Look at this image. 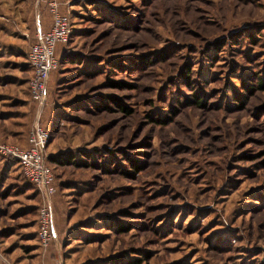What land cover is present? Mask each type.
<instances>
[{"label": "rangeland", "instance_id": "rangeland-1", "mask_svg": "<svg viewBox=\"0 0 264 264\" xmlns=\"http://www.w3.org/2000/svg\"><path fill=\"white\" fill-rule=\"evenodd\" d=\"M10 1L23 83L51 0ZM58 1L73 35L47 102L38 116L18 100L19 135L38 118L52 132L58 239L41 248L39 190L2 171L0 264H264V90L245 87L264 68V0Z\"/></svg>", "mask_w": 264, "mask_h": 264}, {"label": "built area", "instance_id": "built-area-1", "mask_svg": "<svg viewBox=\"0 0 264 264\" xmlns=\"http://www.w3.org/2000/svg\"><path fill=\"white\" fill-rule=\"evenodd\" d=\"M49 11L51 28L45 30L41 25L38 26L35 42L28 54L33 70L29 88L32 100L39 106L38 116L41 115L48 99L51 74L60 66L57 47L60 44H68L72 34L69 15L62 10L58 0L49 2ZM50 138V132L38 118L29 131V148L10 142L0 143V155L17 160L24 177L40 192L38 238L44 251H47L49 246L58 239L53 209L57 179L54 169L46 159V148ZM43 264L56 263L45 261Z\"/></svg>", "mask_w": 264, "mask_h": 264}, {"label": "crops", "instance_id": "crops-1", "mask_svg": "<svg viewBox=\"0 0 264 264\" xmlns=\"http://www.w3.org/2000/svg\"><path fill=\"white\" fill-rule=\"evenodd\" d=\"M10 3V0H4V5H0L1 18H3V15L1 14L8 13V11H10L9 9L13 10L12 6H10ZM40 25L43 29L49 30L51 28L52 22H48L43 19V23L41 21ZM0 27H2L0 28V143L10 142L15 143L23 148H29L28 135L30 130H28V132L24 131V134L19 135L20 126H18V100L22 102H28L30 101V99L32 100L29 85L25 86V84L27 85V82L25 81L28 80L29 83L33 75V70L28 60V54L33 44L31 45L27 56H25L26 62L24 63L27 67L25 70H29L30 75L28 77H24V79L20 77L22 81L25 80L23 83H20L18 82V38L15 40H7L8 37L12 36L7 35L6 23L1 19ZM66 49L67 44L58 45L57 53L60 58L65 53ZM53 75L54 73L51 74V77ZM5 79H9V81ZM25 107L27 108L26 104L22 106V108ZM53 156L54 154L50 153V151L48 153L46 152L47 159ZM8 158L9 157H7L6 159H4L3 157L1 158L0 155V173L2 171L11 173L13 171L12 168L17 166L18 176L21 175L22 170L20 163L13 158ZM7 180L8 179L6 178L5 181L2 182V184L0 182V185H6L4 186V188L0 189V197H4L3 193L7 188ZM22 180L23 177L19 176L18 183ZM25 183H28L30 185L29 181L23 180V184Z\"/></svg>", "mask_w": 264, "mask_h": 264}, {"label": "trees", "instance_id": "trees-1", "mask_svg": "<svg viewBox=\"0 0 264 264\" xmlns=\"http://www.w3.org/2000/svg\"><path fill=\"white\" fill-rule=\"evenodd\" d=\"M69 18H70V24H71V26L73 25V20H72V16L71 15H69ZM72 35H73V33L71 34V37H72ZM253 39V38H252ZM35 42V41H34ZM33 42V43H34ZM63 60V59H62ZM75 60L76 59H71V61L72 62H75ZM143 62V61H142ZM60 63H61V59H60ZM186 68V67H185ZM186 70L188 71L187 73H191V68L190 67H188L187 66V68H186ZM183 77H184V79H186L187 81H188V75L185 73V71L183 70V75H182ZM252 79L254 78V81H256V83L254 84V85H251V86H249V85H245V87H246V90H247V92H249V93H252V92H254L255 90H264V68L263 69H261V70H259V71H257L256 73H254V74H251V75H249ZM112 84H113V87L115 88V89H118V90H124V89H134L135 88V86H133V84L132 83H130V82H127V81H122V80H120V81H113L112 82ZM184 95V94H183ZM235 96V95H234ZM184 98H186V102H187V104H192V103H194V104H196V106H206V104H205V102L203 101V100H201V98L199 97V96H195V99H193V100H191L190 98H188L186 95H184L183 96ZM242 96L240 95V97L239 96H235V98H236V100H239V101H241V98ZM110 98H112V100H113V102L119 107V109L120 110H122V111H124L125 113H128V114H132V112H133V110H132V108L131 107H129L128 105H126V104H124V103H122L117 97H110ZM180 98H181V96L179 97V96H176V101H179L180 100ZM99 106H101V107H107L108 108V105H98L97 107H99ZM168 116L169 115H167L166 117H162V118H156V119H153V121L152 122H154V123H159V124H164V123H166V122H168L167 121V118H168ZM49 132H50V136H51V138H50V141H51V139H52V132H51V129H49L48 127H46V126H44ZM61 163L63 162V163H65V162H72V163H75L76 165H80V166H82V164L83 163H85L84 161H82L81 160V158H73L72 160H71V158H67V159H65L64 161L63 160H61L60 161ZM47 163L49 164V165H52V161H51V158H49V160L47 159ZM130 165H132V167L136 170V171H139L140 169H141V165L137 162V161H135V159H132V158H130ZM23 174V173H22ZM55 175H56V173H55ZM24 176V175H23ZM56 179H57V175H56ZM30 184H32L31 182H29ZM33 185V184H32ZM34 186V185H33ZM40 206V205H39ZM38 211H39V208H38ZM125 229H126V227H124ZM120 230H122V231H124L125 229H123V227H120L119 228ZM119 260V259H118ZM113 261V262H112ZM141 261V259L140 258H138L137 259V262H140ZM111 263H115L116 264V262H115V260H113L112 258H111Z\"/></svg>", "mask_w": 264, "mask_h": 264}]
</instances>
